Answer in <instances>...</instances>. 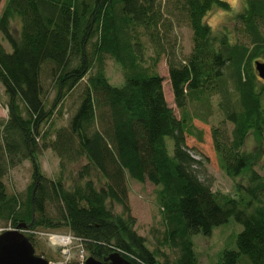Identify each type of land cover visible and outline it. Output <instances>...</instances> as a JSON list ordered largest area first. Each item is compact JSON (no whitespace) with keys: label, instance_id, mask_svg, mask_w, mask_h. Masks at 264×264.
<instances>
[{"label":"trees","instance_id":"1","mask_svg":"<svg viewBox=\"0 0 264 264\" xmlns=\"http://www.w3.org/2000/svg\"><path fill=\"white\" fill-rule=\"evenodd\" d=\"M215 7L231 22L220 31L206 21ZM241 9L225 0H6L0 34L11 51L0 39V103L8 113L0 121V216L14 228L26 224L32 243L38 228L65 227L105 264L115 251L134 264H198L192 236L210 235L233 217L242 230L221 264H264V176L255 168L259 154L244 149L251 131L264 139V82L255 67L264 62V0H244ZM181 26L192 31L188 54L179 47ZM107 56L122 68L121 85L107 76ZM161 59L180 117L165 98ZM77 89L67 124L56 126L55 113ZM214 96L224 115L211 128L218 164L247 180L237 183V197L213 190L208 157L188 142L204 140L194 119L208 123L189 103L212 110ZM45 148L58 155L63 172L68 162L78 165L71 188L63 175L40 171ZM27 159L34 170L21 204L8 196L3 178ZM129 177L160 187L176 259L159 260V249L150 250L134 228Z\"/></svg>","mask_w":264,"mask_h":264},{"label":"rangeland","instance_id":"2","mask_svg":"<svg viewBox=\"0 0 264 264\" xmlns=\"http://www.w3.org/2000/svg\"><path fill=\"white\" fill-rule=\"evenodd\" d=\"M228 2V0H225ZM244 0H239L238 6L242 8ZM6 0H2L0 5V13ZM234 11L235 8L229 3ZM206 21L211 25L215 31H220L225 24H231L229 14L225 10L215 7L206 16ZM13 31L17 34V26L13 24ZM5 48L11 51L9 43L2 38ZM177 39L182 54H188L192 47V31L188 26H181L177 29ZM147 55L152 54V50L147 45ZM106 73L110 81L114 85H121L124 82L123 72L121 66L111 57H106ZM157 71L163 76V89L166 101L168 105L174 110L177 117H180V110L177 108L174 101V95L172 92L168 68L165 59L157 65ZM256 71V70H255ZM264 82V79H261ZM50 79L47 81L50 85ZM79 89L75 90L72 94L68 95L62 104V112L59 115L55 113V125H66L73 109L78 100ZM55 90L48 93V102L52 103ZM0 95L5 98L3 94V87L0 84ZM1 100V97H0ZM219 97H213L212 110L203 108L196 103H189V110L192 114H201L208 120V123L201 122L198 119H194L193 123L204 131L203 142H198L194 137L188 139L189 143H194L198 148L203 150V153L208 157L206 163V171L208 175V181L211 183L214 191L225 193L234 197L238 196L237 183H247L244 176L230 177L219 166L216 153L213 148V142L211 138V128L219 126L222 122L224 115L219 110L217 103ZM202 108V110H201ZM211 113V114H210ZM8 116L7 108L4 104L0 103V121L5 120ZM228 127L232 128V125L228 123ZM169 145L172 146L171 139L168 140ZM244 149L253 151L259 154V162L256 165L257 171L264 176V139L258 138L257 134L251 131L246 140ZM37 164L40 171L43 172L49 178H58L60 175L64 177V184L66 187L71 188L73 184V178L77 177L78 165L74 163H67L64 172L61 169L60 158L50 148H45L40 151L37 156ZM33 162L29 159L23 161L20 165L9 169L8 173L4 176L3 180L8 196H15L18 202L21 204L26 198L27 190L32 182L33 175ZM129 187V203L131 206V214L135 217L136 224L134 228L138 234L142 235L146 239L147 246L150 250L156 248L159 249V260L168 259L170 261L176 259L179 255V250L171 242H169L167 236V227L163 216V208L160 202V187L156 184L145 181L141 182L132 177L128 179ZM120 205H115L114 211L121 212ZM55 214V213H54ZM14 227L10 221L5 220L0 216V232L13 229ZM242 230V225L238 223L233 217L227 222L215 227L210 235L195 234L192 236L194 243V250L196 252L198 264H221L222 251L225 248H236V236ZM53 235L68 237L67 243H55L53 241ZM70 236V237H69ZM35 252L38 255L43 256L51 264H66L70 261H81V256L88 257L89 254L83 248L80 240L71 236L65 227L50 229V228H38L34 233L33 242ZM84 264V262H83ZM239 264H250L246 260Z\"/></svg>","mask_w":264,"mask_h":264},{"label":"water","instance_id":"3","mask_svg":"<svg viewBox=\"0 0 264 264\" xmlns=\"http://www.w3.org/2000/svg\"><path fill=\"white\" fill-rule=\"evenodd\" d=\"M259 76L264 79V62H255ZM26 224L0 232V264H51L49 260L36 254L32 241L22 229ZM109 264H134L115 251L107 258ZM84 264H105L93 256H88Z\"/></svg>","mask_w":264,"mask_h":264},{"label":"clouds","instance_id":"4","mask_svg":"<svg viewBox=\"0 0 264 264\" xmlns=\"http://www.w3.org/2000/svg\"><path fill=\"white\" fill-rule=\"evenodd\" d=\"M228 3H230V4L233 6V8H235V10H236L237 12H239V11L242 10V9L238 6V4H239V0H228Z\"/></svg>","mask_w":264,"mask_h":264},{"label":"bare ground","instance_id":"5","mask_svg":"<svg viewBox=\"0 0 264 264\" xmlns=\"http://www.w3.org/2000/svg\"><path fill=\"white\" fill-rule=\"evenodd\" d=\"M53 241L55 243H60V242L67 243L68 242V237H57V236H53Z\"/></svg>","mask_w":264,"mask_h":264},{"label":"built area","instance_id":"6","mask_svg":"<svg viewBox=\"0 0 264 264\" xmlns=\"http://www.w3.org/2000/svg\"><path fill=\"white\" fill-rule=\"evenodd\" d=\"M53 236H57V237H65V236H59V235H53ZM53 236H52V237H53ZM69 237H70V236H69ZM85 258H86V257H85L84 255H82V256H81V262H84ZM66 264H68V263H66Z\"/></svg>","mask_w":264,"mask_h":264}]
</instances>
